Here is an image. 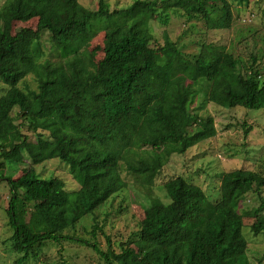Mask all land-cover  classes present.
I'll return each instance as SVG.
<instances>
[{"label":"trees","instance_id":"16d2710c","mask_svg":"<svg viewBox=\"0 0 264 264\" xmlns=\"http://www.w3.org/2000/svg\"><path fill=\"white\" fill-rule=\"evenodd\" d=\"M170 13L200 18L211 30L230 29L234 21L229 0H135L113 11L107 0L94 11L80 0L1 5L0 80L8 90L0 98V181L10 189V240L21 255L15 264H25L47 243L64 241L91 247L105 264H251L244 220L256 218L252 232L264 237L261 171L225 173L216 202L183 177L166 182L170 202L150 201L120 253L65 234L127 188L124 171L151 186L172 155L214 137L213 117L200 115L208 103L264 110V72L256 58L245 67L212 43L189 55L168 36L152 46L151 22L166 24ZM32 19L35 29L14 32V24ZM102 32L104 56L95 62L87 47ZM47 52L58 60L45 58ZM81 63L85 76L77 79L73 65L80 70ZM29 76L37 87L24 90L20 84ZM52 159L69 167L78 190L66 191L62 179L34 170L5 175L10 163ZM250 193L259 206L240 210ZM134 241L141 251L156 247L148 262L139 261Z\"/></svg>","mask_w":264,"mask_h":264},{"label":"rangeland","instance_id":"374dc122","mask_svg":"<svg viewBox=\"0 0 264 264\" xmlns=\"http://www.w3.org/2000/svg\"><path fill=\"white\" fill-rule=\"evenodd\" d=\"M5 0H0V7ZM111 11L127 8L135 0H107ZM81 4L90 10H96L99 0H80ZM232 4L234 21L230 29L211 30L200 18L188 19L180 13H170L168 23L154 20L151 22L155 40L152 46L163 45L166 36L179 44L189 55L197 54L202 43L223 46L228 52L239 59L243 66L250 65L254 58L257 66L264 72V0H249L248 5L236 0ZM220 7V4L216 5ZM37 19L27 23L14 24V32L23 27L35 29ZM46 37V35L44 36ZM105 33L95 37L87 47V53L95 62L104 56ZM46 52V50H45ZM45 58L57 61L58 58L46 53ZM81 69L73 65V76L83 79L86 71L84 63ZM24 90L36 89L37 84L32 76L20 84ZM8 86L0 80V98L6 93ZM18 110L14 111V115ZM201 116H211L215 121L216 135L191 147L185 154H174L163 166L151 186L144 185L125 171L123 177L127 188L111 198L106 204L83 219L75 230L66 235L97 243L101 250L112 247L115 252H121V245L127 243L139 230V223L144 217V208L153 199L169 203L170 199L164 189V184L177 177H183L188 182L199 186L208 198L216 202L220 199V186L225 173L244 169L264 173V110H248L243 107L227 109L215 103H208L200 112ZM18 123L21 120H17ZM24 133L32 140L35 135L23 127ZM248 131V133H246ZM34 170L42 178L58 177L65 183L66 191L80 188L72 177L69 167L59 159H52L42 164L34 165L30 161L21 165L8 164L6 176L17 172L14 178ZM65 191L60 193L64 198ZM264 198V189H262ZM62 199L59 200V202ZM10 189L7 181H0V264H15L21 256L13 249L10 240L8 207ZM259 198L248 194L240 203L239 209L252 210L259 206ZM264 214V211L263 213ZM256 218L246 217L243 234L249 243L248 257L251 264H264V237L255 235L251 226ZM96 229V230H95ZM94 230V232H93ZM109 238V239H108ZM139 254V261L148 262L156 247L141 251L138 241L131 243ZM34 254H37L35 257ZM25 264H105V261L91 247L74 241H64L61 244L47 243L41 249H36Z\"/></svg>","mask_w":264,"mask_h":264}]
</instances>
